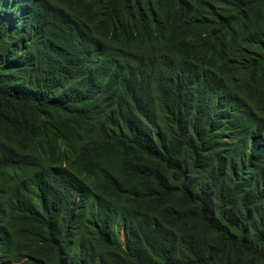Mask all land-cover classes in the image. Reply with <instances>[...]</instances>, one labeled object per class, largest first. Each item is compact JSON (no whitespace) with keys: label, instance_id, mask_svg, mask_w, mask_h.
I'll return each mask as SVG.
<instances>
[{"label":"trees","instance_id":"obj_1","mask_svg":"<svg viewBox=\"0 0 264 264\" xmlns=\"http://www.w3.org/2000/svg\"><path fill=\"white\" fill-rule=\"evenodd\" d=\"M0 264H264V0H0Z\"/></svg>","mask_w":264,"mask_h":264}]
</instances>
